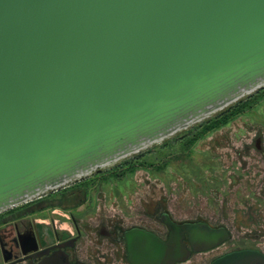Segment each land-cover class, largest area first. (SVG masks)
<instances>
[{
    "label": "water",
    "instance_id": "water-1",
    "mask_svg": "<svg viewBox=\"0 0 264 264\" xmlns=\"http://www.w3.org/2000/svg\"><path fill=\"white\" fill-rule=\"evenodd\" d=\"M264 87V0H0V213L111 168ZM135 228L134 264L230 237ZM211 264H264L244 248Z\"/></svg>",
    "mask_w": 264,
    "mask_h": 264
},
{
    "label": "rangeland",
    "instance_id": "rangeland-1",
    "mask_svg": "<svg viewBox=\"0 0 264 264\" xmlns=\"http://www.w3.org/2000/svg\"><path fill=\"white\" fill-rule=\"evenodd\" d=\"M237 113L207 131L205 126L201 131L203 133L194 135L192 139L174 138L155 145L149 151L148 149L143 151L146 152L143 155V163L135 166L133 171L110 176L94 184L90 188L93 202L89 204L87 210L83 205H78L80 209L77 218L83 229V239L78 242L76 254L89 262L87 260L89 254L98 246L96 238L100 236L97 227L106 223L105 218L108 215L124 217L125 226L141 223L143 218L148 219L152 216L147 212L150 204L156 214L167 209L176 218H206L212 223H225L230 229L231 238L226 243L205 252L195 253L190 260L182 264H210L216 257L237 247L239 239L242 238L244 241L256 243L264 250V197H261L263 199L261 220L250 226H237L233 221L235 197H229L227 206L223 205V199L220 200L221 207L217 209L213 190L204 193L202 189L204 184L213 185L214 175H219L225 164L228 165L235 158L231 148L240 143L252 145L254 137L259 134L262 135L264 142V117L261 119L262 123L255 121L258 119H255L256 116L264 115V95L245 108L239 107ZM251 116L254 117L249 118ZM253 119L255 120L251 122ZM226 133H229V136ZM213 142H221L224 145L218 157L207 152ZM221 185L225 188L229 183L225 181ZM259 186L264 187V182H260ZM78 197L79 194L71 198L67 194L45 197L40 199L41 203L31 206L37 209L30 213L38 216L43 210L47 214L56 210L63 214L67 212L68 215L67 208L77 204ZM44 202L46 203L41 205ZM65 218L64 216L57 218V222L63 223L62 226H68ZM85 222L91 225L90 231L85 230ZM157 223L162 226L159 221ZM161 229L159 233L165 234L166 229L163 228L162 231ZM256 232L261 233L260 239L251 238L253 236L251 233ZM89 233L93 237H90ZM114 264L128 263L118 261Z\"/></svg>",
    "mask_w": 264,
    "mask_h": 264
},
{
    "label": "flooded vegetation",
    "instance_id": "flooded-vegetation-1",
    "mask_svg": "<svg viewBox=\"0 0 264 264\" xmlns=\"http://www.w3.org/2000/svg\"><path fill=\"white\" fill-rule=\"evenodd\" d=\"M263 95L264 87L244 96L234 104L223 108L214 116L203 122L183 130L166 140L168 141L174 138L180 140L188 139L189 137L193 138L194 135L201 132L210 122L215 121L220 123L224 118L233 115V112L238 110L239 107L241 109L245 108ZM253 117L254 116H251L249 118ZM263 117L264 115H262V117L256 116L255 119H258H253L251 122L255 120L256 123H262L263 121L261 119ZM226 134L229 136V133ZM220 137L221 136H219L218 139H220ZM223 146L221 142H213L207 152L209 155L214 154L218 157L221 155L220 149ZM231 150L234 151L235 158H233L228 165L225 164V168L222 169L219 175H214L213 185L204 184L202 189L204 193L209 192L210 189L213 190L214 203L217 209L221 207L220 200L223 199V205L227 206L229 197H235L234 224L237 226H250L258 223L263 213L261 209V201H263V199H261V197H264V187L259 186L260 182H264L263 137L260 134L256 135L252 145H243L240 143L234 148H231ZM245 156L249 158H245ZM95 174L72 182L70 185L64 187H68L67 189L60 188L44 196L1 212L0 264H89V262H94V264H114L118 261L134 264L130 260L128 251V241L131 240L130 232L135 228H140L152 232L162 240L167 241L171 234L170 226L167 223L168 220H172L177 224L207 222L212 227H225L230 232V237L226 241L231 238V231L225 223H212L206 218H176L170 210L167 209L156 214V211H153L150 204L147 207V212L152 214V216L148 219L143 218L141 223H132L131 225L125 226L123 224L125 221L124 217L115 214L108 215L105 218L106 223H102L97 227L100 236L96 238V244L98 246L94 252L93 250L91 251L87 258L89 262H86L82 256L76 254L78 242L83 239V229L79 224L77 213L80 209L78 205H83L87 210L89 204L93 202V195L90 188L93 187L94 183L93 181H87L93 178ZM225 181H228L229 186L224 188L221 184ZM65 194L70 198L76 197V195L79 194V202L67 208L68 215L66 214L67 212L63 214L61 211L56 210H52L48 214L43 210L38 216L30 213L37 209L31 208V206L41 203L42 201L40 199ZM45 203L46 202L41 205ZM40 206L38 205V207ZM63 216L66 217L65 219L68 221V226H62L63 223L57 222V218L60 219ZM157 221H159L163 227L160 226ZM84 224L85 230L90 231L92 229L89 223L85 222ZM163 228L166 229L165 234L159 233V230L161 229L162 231ZM89 234L90 237H93L91 233ZM251 235H253L251 238L256 240L261 238V233L259 232L251 233ZM183 241L191 249V254L188 259L177 261L175 264L186 263L192 258L193 254L212 249L201 251L193 250L187 233ZM226 241L213 248L226 243ZM238 244L237 247L225 253L244 248L258 249L264 253V250H262L259 245L251 241H244L243 238L242 240L239 239Z\"/></svg>",
    "mask_w": 264,
    "mask_h": 264
},
{
    "label": "trees",
    "instance_id": "trees-1",
    "mask_svg": "<svg viewBox=\"0 0 264 264\" xmlns=\"http://www.w3.org/2000/svg\"><path fill=\"white\" fill-rule=\"evenodd\" d=\"M237 112H238V110L233 112V115H235ZM231 116H229V117H231ZM228 118H225L222 121H225ZM220 123H221V121H220ZM217 125H219V122H215V121L210 122L209 124L206 125L205 130L207 131V130H209L211 128L216 127ZM201 133H203V132H199L198 134H201ZM163 143H165V141ZM149 150H150V148L148 149V151ZM145 153L144 152H139V153H137V154H135V155L123 160L122 162L116 164L114 167H111V168H108V169H106V170H104L102 172L96 173L94 175V177L89 179L87 182L93 181L94 184H97L100 180L108 179L110 176L124 174V173H126V171H133L135 166L140 165V164L143 163L142 162L143 161V155ZM67 188H64V189H67Z\"/></svg>",
    "mask_w": 264,
    "mask_h": 264
}]
</instances>
